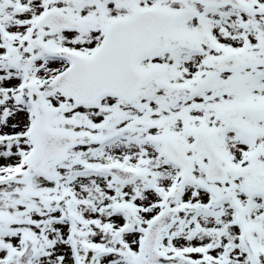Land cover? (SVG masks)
I'll return each instance as SVG.
<instances>
[{
  "label": "snow or ice",
  "instance_id": "6c2138e0",
  "mask_svg": "<svg viewBox=\"0 0 264 264\" xmlns=\"http://www.w3.org/2000/svg\"><path fill=\"white\" fill-rule=\"evenodd\" d=\"M0 264H264V0H0Z\"/></svg>",
  "mask_w": 264,
  "mask_h": 264
}]
</instances>
